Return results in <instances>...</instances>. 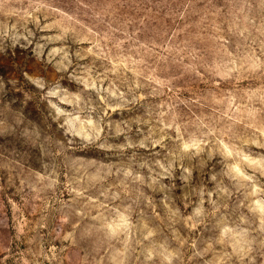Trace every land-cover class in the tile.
Segmentation results:
<instances>
[{"label": "rangeland", "instance_id": "374dc122", "mask_svg": "<svg viewBox=\"0 0 264 264\" xmlns=\"http://www.w3.org/2000/svg\"><path fill=\"white\" fill-rule=\"evenodd\" d=\"M0 264H264V0H0Z\"/></svg>", "mask_w": 264, "mask_h": 264}]
</instances>
